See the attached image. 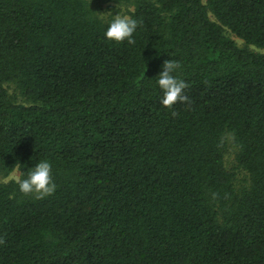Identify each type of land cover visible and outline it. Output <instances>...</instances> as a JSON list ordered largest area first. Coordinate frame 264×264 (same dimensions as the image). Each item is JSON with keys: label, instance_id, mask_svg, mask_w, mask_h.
Instances as JSON below:
<instances>
[{"label": "trees", "instance_id": "obj_1", "mask_svg": "<svg viewBox=\"0 0 264 264\" xmlns=\"http://www.w3.org/2000/svg\"><path fill=\"white\" fill-rule=\"evenodd\" d=\"M115 1L131 45L91 0H0V264H264V0ZM40 159L51 195L2 181Z\"/></svg>", "mask_w": 264, "mask_h": 264}, {"label": "clouds", "instance_id": "obj_2", "mask_svg": "<svg viewBox=\"0 0 264 264\" xmlns=\"http://www.w3.org/2000/svg\"><path fill=\"white\" fill-rule=\"evenodd\" d=\"M103 19V16H98ZM137 20L127 14H112L107 21V27L103 33L108 41L120 43L126 41L129 45L134 43L133 33L137 29ZM179 63L167 59L160 66V71L155 76V83L161 92L160 104L170 108L176 102H185L188 97L183 94L187 87L184 80L175 75ZM175 115V113H173ZM20 163L13 168L12 179L18 185L21 193H36L41 196L51 195L55 190V184L51 177V165L47 159L38 160L34 166L28 167L26 172H21ZM25 167V166H24ZM19 173V174H17Z\"/></svg>", "mask_w": 264, "mask_h": 264}, {"label": "rangeland", "instance_id": "obj_3", "mask_svg": "<svg viewBox=\"0 0 264 264\" xmlns=\"http://www.w3.org/2000/svg\"><path fill=\"white\" fill-rule=\"evenodd\" d=\"M90 6L94 8L99 16H103V19H110L112 14H127L129 15L130 12L133 10V6L131 5V2H124L120 1L117 2L115 0H91ZM225 35L229 37L239 48H248L249 50H256L254 47L251 46H245L243 41L236 38L229 32H225ZM8 87V93L14 97L16 102L25 104L24 99L18 94L16 90H14V87L9 85ZM225 145H226V151H225V165L228 169H232L234 167V158L236 154V146L233 142V139L230 135H226L224 137ZM19 174V173H17ZM13 171L5 178L2 179L3 182H9L14 181L12 179ZM238 181L239 183H244V175L242 172L238 173Z\"/></svg>", "mask_w": 264, "mask_h": 264}]
</instances>
